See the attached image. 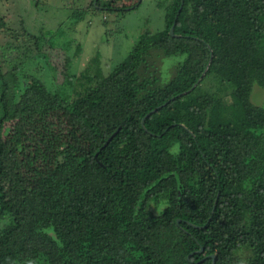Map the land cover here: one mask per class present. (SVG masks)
<instances>
[{
  "label": "trees",
  "instance_id": "1",
  "mask_svg": "<svg viewBox=\"0 0 264 264\" xmlns=\"http://www.w3.org/2000/svg\"><path fill=\"white\" fill-rule=\"evenodd\" d=\"M160 5L76 92L66 48L0 12V264H264V0Z\"/></svg>",
  "mask_w": 264,
  "mask_h": 264
},
{
  "label": "rangeland",
  "instance_id": "2",
  "mask_svg": "<svg viewBox=\"0 0 264 264\" xmlns=\"http://www.w3.org/2000/svg\"><path fill=\"white\" fill-rule=\"evenodd\" d=\"M96 0H0V12L8 14L11 19L8 25L21 23L20 15L27 28L37 34L46 35L47 41L56 46L66 48L71 56L68 74L72 91L81 89L86 79L84 72L91 66L94 69L96 61L91 60L98 54L101 68L107 72L122 61L130 51L139 34L143 31L154 32L164 28L165 8L160 0H140L139 5L123 11L102 10L93 7ZM108 0H98L99 5ZM169 0H166L168 2ZM13 14V9H15ZM86 9V10H85ZM80 11L84 18L76 21L75 12ZM10 13L13 15L11 16ZM7 29L0 34V52L5 47ZM40 39V38H39ZM75 50H79L74 54ZM17 59L19 71H31L47 84L52 82L49 67L42 59ZM57 62L60 63L59 59ZM169 61H167L168 63ZM164 63V66L167 65ZM255 90H263L254 85L251 100H255ZM260 95L264 92L260 91ZM258 102L262 96H256Z\"/></svg>",
  "mask_w": 264,
  "mask_h": 264
},
{
  "label": "water",
  "instance_id": "3",
  "mask_svg": "<svg viewBox=\"0 0 264 264\" xmlns=\"http://www.w3.org/2000/svg\"><path fill=\"white\" fill-rule=\"evenodd\" d=\"M138 1H140V0H138ZM173 27H174V23L171 25V27H170V29H169L170 33H173ZM209 62H210V59H209L207 65H206V67H205V70L207 69V67H208V65H209ZM205 70H204V72H205ZM204 72H203V73H204ZM203 73H202V74H203ZM201 249H202V248H200V250H201ZM211 257H212V264H213V262H214V260H213V258H214V253L211 254Z\"/></svg>",
  "mask_w": 264,
  "mask_h": 264
}]
</instances>
